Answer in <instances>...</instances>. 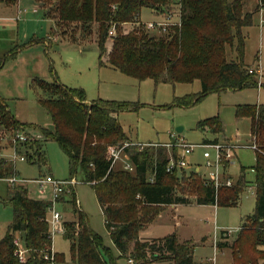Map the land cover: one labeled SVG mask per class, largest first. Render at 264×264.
<instances>
[{
	"label": "trees",
	"instance_id": "1",
	"mask_svg": "<svg viewBox=\"0 0 264 264\" xmlns=\"http://www.w3.org/2000/svg\"><path fill=\"white\" fill-rule=\"evenodd\" d=\"M16 2L0 0L7 5ZM39 2L43 4L45 16L55 21L56 30L52 31V36L62 30L64 38L69 29H73L88 39L97 24L96 43L101 68L119 71L138 81L150 79L156 85H190L199 81L200 92L176 98V105L190 107L213 93L259 87L256 75L249 73L243 60L242 30L253 25L254 14L259 11L257 6L254 12L247 13L246 0ZM144 10L162 18L179 13L181 25L170 27L166 34L156 37L139 25ZM126 24L135 28L125 33L120 26ZM113 25H116V37L110 35ZM236 39L238 58L229 60L227 50L234 48ZM41 42L35 40L31 44ZM15 55L16 51H13L9 56L1 57L0 68ZM49 71L55 75L51 64ZM35 82L47 95L39 100V104L51 118L53 128L39 127L40 140L31 145H28L29 139L24 144L9 140L11 148L25 153L23 148L28 147L41 166L47 163L45 142L55 140L69 160L72 175L80 170L84 182L94 188L107 229L121 257L133 261V264H198L192 246L178 243L174 234L145 240L140 238V233L159 214L160 208L192 204V197L200 206L237 207L249 185L245 168L241 169L236 185L216 190L207 179L195 173H184L181 177L176 172L168 174L165 149L141 150L132 146L125 148V152L130 156L135 172L120 168L113 170L112 150L129 143L119 116L136 111L140 105L102 99L88 103L83 89H71L58 81L48 83L36 79ZM236 118L250 120L253 138L250 146L255 145L258 149L253 166L256 204L254 212L245 217L232 245L220 243L218 248H230L234 264H264V105L238 106ZM25 128L0 95V130L14 137L16 131L24 132ZM198 129L215 134L224 132L217 116L199 122ZM209 144L205 142L203 145ZM2 150L0 141V180L18 178L15 163L4 158ZM227 165L224 162L223 166ZM154 174L155 182L151 184L149 178ZM67 195L70 196L68 203L74 218L64 221L62 228L64 237L71 242L72 263L115 264L113 260L105 259L101 239L90 227L87 214L77 202L75 190L62 194L59 202ZM8 202L14 218L0 240V264H50L52 261L66 264L65 256L53 249L48 221L51 202L32 199L27 185L21 184H11ZM18 234L29 251L24 262L17 255L15 241Z\"/></svg>",
	"mask_w": 264,
	"mask_h": 264
},
{
	"label": "rangeland",
	"instance_id": "2",
	"mask_svg": "<svg viewBox=\"0 0 264 264\" xmlns=\"http://www.w3.org/2000/svg\"><path fill=\"white\" fill-rule=\"evenodd\" d=\"M172 1L177 3L180 0ZM245 4L247 13L254 12L258 5L257 0H246ZM10 6V8L0 7V13H17L18 9L26 13H35L34 10L38 9V13H43L41 8L43 4L39 3V0H17L16 4ZM262 17L264 18V14H254L253 25L242 30L244 63L248 68L255 69L259 65L262 67L263 78L261 86L239 91L213 93L198 104L190 107L176 105L175 99L199 93L201 90L199 81L190 85H156L150 79L138 81L119 71L99 67V50L96 43L97 24L93 26L88 39L82 36L79 31L69 29L67 38L64 37L65 39L63 38L53 43V47L48 53V66L50 64L53 65L54 76L49 71V77L44 78V75H42L44 73L38 61L35 62L34 67L32 66L36 74L34 78L37 80H43L48 83L58 81L71 89H83L89 102L102 99L140 105L136 111L124 112L119 116V122L129 141L134 144H166L181 138L189 144L201 145L186 158L188 167L190 166L192 169L199 168L201 173L209 172L205 165L203 154L209 152L214 155L213 148L202 147L205 142L229 141L238 146L235 151L236 157L230 166L229 173L232 180L237 181L241 175V169L245 168V179L249 185L243 192L237 207L215 208L214 206H198L195 201L194 204L189 206H166L160 208L159 214L156 215L143 232L144 237L153 239L164 238L174 234L178 243H187L192 246L194 259L199 262L198 264H206L205 262L208 264L207 260L214 257L212 245L214 243L215 227L219 230L235 231V234L230 238V242H222L232 245L237 237L236 232L242 226L245 217L251 215L255 210L256 190L253 182L256 175L253 166L256 163V152L249 146L252 142L251 122L249 119L238 121L236 110L238 106L243 105H264V23ZM175 19H177V16ZM158 20L160 19L153 12L144 10L140 22L146 24ZM40 21L39 26H33L38 32H41L43 25L45 27L49 25L47 22ZM17 25H20L18 42L15 41L16 36L11 37L12 35L3 33L0 27V56L6 54L15 45H21L24 42L23 36L26 33V28H24L23 19L19 23L15 22L12 25L15 35L17 34ZM134 28L135 26L130 24L120 26V29L125 33H129ZM61 31L59 30L56 38H62ZM149 33L156 37L163 35L153 32ZM114 36L116 37V34ZM237 46L238 40L236 39L234 48H228L227 50L229 60H237ZM14 77L10 81L7 80V83H9L8 91L12 96L7 102L11 112L26 126L24 132L31 140L28 145H31V143L40 140L39 135H41V132L38 129L39 127L49 130L53 128L51 118L39 104V100L46 98L47 95L38 88L35 80L27 79L23 73ZM256 79L259 84V77L256 76ZM215 116L219 117L223 124V133L215 134L210 130L198 129L199 122ZM178 128H183V131L178 133ZM5 133L0 130V136L9 135V133ZM172 135L175 139H172ZM1 142L3 144V156L9 160H14L15 153L11 148L10 141ZM23 151L25 152L23 153L25 159L21 160L20 157L15 159L18 178L27 181L25 185H27L32 199L50 201L52 199L51 188L48 187L47 193L42 195L37 184L33 181L42 176H51L59 181H70L74 175L71 173L66 154L55 140L47 141L45 142L47 163L40 166L34 153L32 154L28 147L23 148ZM27 152H29L28 155L26 154ZM120 166L121 163H118L116 168ZM73 179L77 183L69 187L67 194H69L70 190H75L77 202L87 214L90 227L101 239L102 252L105 259L107 261L113 260L115 264H130L127 259L120 256L113 244L94 188L84 182L80 170ZM10 188L11 183L9 181L0 180V240L6 235L14 218L12 206L8 202ZM69 200V195L65 196V198L62 197L57 205L64 220L68 222L74 218L71 206L68 203ZM16 239L20 241L22 246L24 245L21 242V234H18ZM53 249L56 253L65 256L66 264H74L71 261V242L64 237L63 233L58 232L53 236ZM218 254L217 264H234L233 252L230 248L222 249ZM27 255L28 253H26V257Z\"/></svg>",
	"mask_w": 264,
	"mask_h": 264
},
{
	"label": "built area",
	"instance_id": "3",
	"mask_svg": "<svg viewBox=\"0 0 264 264\" xmlns=\"http://www.w3.org/2000/svg\"><path fill=\"white\" fill-rule=\"evenodd\" d=\"M263 0H257L258 8L261 15L264 14V3ZM177 16V19L175 17ZM263 19V17H262ZM264 23V19L262 20ZM139 25L143 26L145 29H147L149 32L157 33V34H166L170 27L173 26H180V17L179 13H172L167 18H164L162 21H155V22H149V23H140ZM116 25H114L110 30V35L114 36L116 34ZM249 73L252 75H256L259 77V87L261 86V80L263 78V69L259 65L257 68H249ZM172 139H175V137L172 135ZM28 135L23 131H16V134L14 137L12 135H1L0 141H11L14 144H24L28 142ZM136 146L139 149L143 150L145 148H155V149H165L167 152V159L168 163L166 166V172L168 174L178 173L180 171H184L188 168V163L186 162L187 156L193 153V151L200 147L201 145H192L187 143L184 139H175L174 141L166 144H152V143H125L124 146L120 149H113L112 150V169H118L117 164L121 163L120 169H123L126 172L134 173L135 172V166L130 159V156L125 152V148ZM203 148H213L214 149V155H212L209 152H205L203 154L205 159V165L209 169V172L207 174V180L215 187L216 190H218L220 187H232L233 183L230 179L224 180V174H223V164L224 162H231V160L234 157V151L238 148L237 145H234L230 142L228 143H212L210 145H202ZM251 149H254L257 152V147L255 145L250 146ZM13 151L15 153L14 157L15 159L17 157H20L21 160L25 159V156L23 153L17 151L13 148ZM176 153V155H175ZM3 156V155H2ZM4 157V156H3ZM5 158V157H4ZM7 159V158H6ZM14 160H9L13 163H15ZM9 181L12 185L13 184H21L25 185L27 181L14 178L9 179ZM35 184H37L38 189L42 195L47 193V188L50 187L52 190V199L50 200L51 206L49 208V224H50V232L52 237L57 234L58 232L63 233L64 230L62 228V223L65 221L62 213L57 208V205L59 203V198L62 194L68 191L70 186L75 185L77 182L75 179H72L70 181H59L54 179L51 176L46 177H40L33 181ZM149 182L153 184L155 182V174L152 175L149 178ZM217 230V228H216ZM226 236L231 237L235 231L233 230H226ZM216 237V235H215ZM22 242V241H21ZM17 246V255L20 259V261L24 262L26 260V253H29V251L23 247L19 240L16 239L15 241ZM23 243V242H22ZM217 242H215V254L212 259L208 261V264H217ZM47 258V257H46ZM130 264H133V261H129ZM50 264H55L54 261H52Z\"/></svg>",
	"mask_w": 264,
	"mask_h": 264
},
{
	"label": "crops",
	"instance_id": "4",
	"mask_svg": "<svg viewBox=\"0 0 264 264\" xmlns=\"http://www.w3.org/2000/svg\"><path fill=\"white\" fill-rule=\"evenodd\" d=\"M0 7L10 8L11 6L7 5L5 3H0ZM41 8L43 10V13H38V9L34 10L35 13H26L25 11L23 12L22 10H19V9H18L17 13H0V27L3 30V33L8 34V35H12L11 37L16 36L15 37L16 42H18V40H19L20 25H17V34L16 35L13 31L12 25L15 22L19 23V21L23 19V21L25 23L24 28H26V33L23 36L24 42L21 43V45H19V44L15 45V47L8 50L6 54H4L3 56H0V58L5 57V56H9L13 51H16V55L13 58H11L10 60H8L0 68V95L6 101H8V99H10V97H12L10 92L8 91V84L9 83H7V80L10 81L11 79L15 78L14 77L15 75H17V74L19 75L20 73H23L27 79L36 80V78H34L36 76V74L33 70L34 68L32 69V66L33 67L35 66L36 61H38V64L40 65L42 72L44 73V74H42V75H44L43 77L47 78L50 75L49 74V66H48L49 50L52 49L54 42H58L59 40L63 39V37L60 39L56 38V36L59 33L56 36H52V31L56 30L55 21L50 19V18H47L45 16L44 7H41ZM158 18L160 19L158 21L164 20V18H162V19H161V17H158ZM39 20H41L40 22H47V24H49L48 27H45V25H43L41 32H38L36 29H34L35 25L39 26ZM36 23H38V24H36ZM44 35H46V36H44ZM65 38H67V37H65ZM35 40L36 41L40 40L42 42L39 44H31V42L35 41ZM88 103H90V102L88 101ZM7 104H8V102H7ZM244 119H247V118H244ZM237 120L240 121L243 119H237ZM252 140H253V138H252ZM228 142L217 141L216 143H228ZM129 143H132V142L129 141ZM143 144H145V143H143ZM210 144H212V143H210ZM250 145H252V142ZM235 151H234V157L231 160V162L229 163L226 161L228 163V165L223 167V174H224L223 179L224 180L230 179L233 183V186L236 185L238 180L237 181L232 180L231 175L229 173V169L233 163V160L236 157ZM256 154H257V152H256ZM203 158H204V156H203ZM184 173H186L187 175H189L191 173H195V174L199 175L200 177H202L203 179H207V174H208V172L207 173H201V170L199 168L192 169L190 166L186 170L178 172L179 177H181ZM192 201H193L192 204H194L193 198H192ZM192 204H189V205H192ZM189 205H184V206H189ZM172 206H174V205H172ZM198 206H200V205H198ZM214 207L217 208L216 206H214ZM144 231H142L140 233L141 239H145V240L146 239H148V240L153 239V238L144 237L143 236ZM219 231H220V233H219ZM225 231L226 230H219V229L216 230V227L214 229V241H213L214 243L212 245V247L214 249V254L216 252V250L214 248L215 242H217L218 245L222 242H230V240H231L230 238L235 234L234 233L231 237H227ZM238 232H239V229L237 230L236 233L238 234ZM215 235H216V237H215ZM224 249H226V248H224ZM217 250L220 253L221 250L218 248V246H217ZM218 252H217V257L219 255ZM209 260H207V261H209ZM197 263H199V262H197ZM205 263L207 264V262H205Z\"/></svg>",
	"mask_w": 264,
	"mask_h": 264
},
{
	"label": "water",
	"instance_id": "5",
	"mask_svg": "<svg viewBox=\"0 0 264 264\" xmlns=\"http://www.w3.org/2000/svg\"><path fill=\"white\" fill-rule=\"evenodd\" d=\"M182 131H183V128H178V129H177V132H178V133H181Z\"/></svg>",
	"mask_w": 264,
	"mask_h": 264
}]
</instances>
